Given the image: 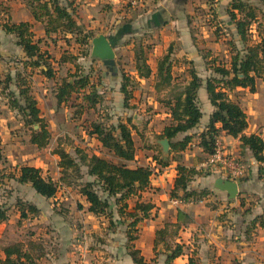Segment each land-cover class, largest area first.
Listing matches in <instances>:
<instances>
[{"label": "crops", "instance_id": "obj_1", "mask_svg": "<svg viewBox=\"0 0 264 264\" xmlns=\"http://www.w3.org/2000/svg\"><path fill=\"white\" fill-rule=\"evenodd\" d=\"M29 1L0 0V147L1 145L14 147L15 138L13 140L9 138L15 128L23 125L17 111L12 110L8 104L6 95L8 91H4L5 79L10 76L12 78L10 90L18 93L16 76L22 74L29 78L31 93L37 100L41 116L47 121L50 131L60 128L66 132L65 136L67 134L71 136L72 134L66 128L74 123V129L82 130L80 141L75 139L74 142L84 143L87 148L82 149L89 156L98 155L117 164L126 163L132 168L139 166L152 168L155 163L159 164L155 160L158 152L147 147L149 137L148 134H143V129L148 126L150 133L160 134L164 127L171 123L169 109L162 102V99L168 95L169 89L158 93L155 90V83L157 61L169 47L173 46L175 53L173 72L176 81L183 84L189 82L191 68H194L203 79L198 91V105L202 118L199 125L188 132L194 135V138L192 145L183 152L182 164L187 167H196L201 172L200 176L193 178L190 188L208 189L209 194L202 201L175 204L171 197V190L177 175V162H172L166 167L159 164L162 169L157 174H152L150 187L141 193V200L151 202L154 208L145 218L141 213L139 214L142 220L137 225L138 237L133 242H129L126 236L129 220L118 215L116 204H112L113 218L107 217L105 221L108 225L104 226L105 216H94L90 213L89 204L76 190L79 203L82 204L78 206V211H82L90 220H94L93 228H96L100 237H43L33 232L30 233L32 237H9L11 241L9 244L0 245V264H5L4 246L18 242L27 243L30 240L38 241L44 246L45 253L36 264H136L129 254L130 245L139 250L148 263L165 264L171 250H167L163 245L156 248L155 232L166 223L175 221L178 209L191 215L193 221L183 226L178 236L170 239L171 246L174 247L179 243L184 249L183 254L172 264H264V226L262 227L260 223L264 220V162L259 163L250 149L242 146L240 138H234L225 131L220 132L217 138L218 144L226 153L237 157L246 168L245 176L237 182L240 185L239 194L231 199L226 191L216 187V183L228 177L220 167L206 166L207 155L199 146V135L207 130L215 110L206 89V80L213 75V72L206 64L201 49L209 48L212 54L216 47L220 46V50L224 53H230L228 49L230 41H234L238 48H244V43L237 35L236 25L228 14V9L234 0H138V6L131 5V0H59L61 6L74 14L83 32L94 35L88 45L92 44L94 37L104 34L110 41L114 39L113 47L116 53V47L120 46L121 39L125 35L137 32L149 33L154 54L158 58L155 62L148 60L153 71L150 78H140L137 75L134 58L126 63L122 60L123 64L116 58L115 70L110 71L100 59L93 58L91 54L90 56L80 54L79 51L83 47L78 45L77 37L73 34L46 35L43 23L34 19ZM249 1L263 7L257 0ZM134 16L138 19L124 23ZM260 17L261 14H259ZM5 19H9L10 23L32 24L35 40L40 41L42 50L51 57L49 62L55 67L54 77L45 76L41 68L38 70L25 65L29 59L18 44L17 36L4 30L2 24ZM198 21L201 23L198 24ZM204 29H207L205 32L210 35L207 38L201 37L205 33ZM110 32H112L111 35H109ZM251 32L253 40L259 41L257 24H253ZM216 34L222 35L217 38ZM144 49L146 50L145 47ZM65 52L78 57L74 62H61ZM123 67L130 69L124 72L128 71L135 81L134 97L129 101V107H126L124 94L121 92V68ZM42 70H46V67L43 66ZM70 73L89 75L91 84L102 98L97 108L108 106L109 125H117L133 116L132 124L139 138L136 141L133 132V139L135 146H138V141L140 146L133 161L124 162L105 149L95 136L88 134L91 126L83 127L82 123L70 121V114H76L79 119H83L89 111L96 110V108L88 110L87 106L81 107L83 93L74 94L70 100L71 104L69 102L68 105L58 107L56 85L61 78ZM228 94L230 99L240 103L247 115L248 127L245 134H256L264 140V74L256 78L255 90L237 87ZM99 114L100 111L97 113V118ZM94 121L96 120L93 119ZM217 127H220V124ZM73 139L74 137H68V143H71ZM155 140L153 136H150L151 142ZM61 142L65 141L60 139ZM162 156L171 157V150L168 156L163 153ZM58 160H60L59 156ZM23 165L39 167L31 162ZM260 168L263 170L261 171ZM57 170L60 174L58 163ZM81 172L84 177L80 181L96 179L95 176L87 174L88 167L85 165L81 166ZM14 175H17V172ZM8 179H6L7 183ZM51 179L54 181L53 178ZM212 179H214L213 187L209 185ZM10 181H12V187H10L13 190L12 195L16 197L12 207L17 208L16 203L19 199L33 204L40 210L41 220L38 222H47L49 217L44 218L43 214L46 205L53 207L54 204H50L52 198L38 194L33 188H31V196L25 198L19 191L31 185L21 184L14 177L10 178ZM59 183L63 186L62 193L70 190V185L62 181ZM199 184L201 187H197ZM2 187L9 188V185ZM249 197L253 199V203ZM137 199L138 197H135L132 202L130 201L129 210H133ZM18 216L21 221L20 214ZM39 216L30 215L25 220H37ZM103 227H105L104 230Z\"/></svg>", "mask_w": 264, "mask_h": 264}, {"label": "trees", "instance_id": "obj_2", "mask_svg": "<svg viewBox=\"0 0 264 264\" xmlns=\"http://www.w3.org/2000/svg\"><path fill=\"white\" fill-rule=\"evenodd\" d=\"M257 1L264 7V0ZM29 6L34 19L43 23L46 35L73 34L77 37L76 41L82 45H88L94 36L83 32L82 27L77 24L74 14L61 6L59 0H30ZM263 7L249 0H234L228 9V14L236 25L237 35L244 43V48L240 49L234 41H230L231 59L227 64L212 58L206 62L213 72V75L206 80V89L215 110L211 115L207 130L199 135V146L207 155L205 161L215 152L220 132L225 131L234 138H240L242 146L249 148L259 163L264 162V140L256 134H245L248 127L247 115L240 103L230 99L228 94L237 87H248L252 91L255 90L256 78L264 74ZM259 14H261L260 18ZM8 20L5 19L2 26L7 33L17 36L18 44L29 59L25 65L41 68L45 76L54 77L55 67L49 62L51 57L42 50L40 41L35 40L32 24L29 22L10 23ZM253 24H257L259 37L257 42L252 37ZM113 40L111 43L114 46ZM67 54L64 53L61 62H74L78 57L72 53ZM174 54L173 46H171L157 61L155 83V90L158 93L169 89L168 95L162 99V102L169 109L171 123L164 127L158 138L166 137L170 140L172 156L164 158L160 151V157L155 156V160L164 167L169 166L172 162H177V175L171 190L172 198H178L184 203L198 202L204 200L209 194V190L190 188L193 178L200 176L201 172L196 167H187L182 164V158L183 152L193 143L194 135L188 134V132L196 128L202 118V112L198 105V91L202 86L203 79L194 68H191L189 82L185 84L177 82L173 72ZM210 55L211 53H207L204 58L207 59ZM135 61L137 75L140 78H150L153 71L148 64L147 54L143 47L135 51ZM43 66L46 67V70H42ZM16 77L18 93L10 90L12 78L7 76L5 79L4 91H8L6 93L8 104L21 116L24 126L29 128L30 143L39 149L45 148L51 140L49 125L41 116L37 100L31 93V85L27 76L18 74ZM134 88L133 76L122 72L121 92L124 94L126 107H129V101L134 97ZM55 92L58 107L68 105L73 95L80 93H83L81 107L87 106L88 109H95L102 102L101 96L91 84L89 75L70 73L57 83ZM218 124L220 127H217ZM133 129L134 125L130 119L125 122L121 121L117 125H105L102 122L94 121L88 134L95 136L102 146L116 157L124 162H129L133 161L136 156ZM181 135L182 138H179ZM55 152L60 157L58 166L61 174L60 180L63 183L70 185L73 177L82 180L84 175L81 172V166L88 167L87 174L95 176L96 179L80 181L78 184V193L89 204L88 211L94 216H107L112 219L114 211L110 198L113 197L118 215L129 220L126 236L129 242H133L138 237L137 225L142 220L139 214L141 213L145 218L154 208L151 202L141 200V193L151 185V168L149 166L132 168L126 163L117 164L98 155L89 156L82 149L77 150V157L61 147L57 148ZM260 170L262 171L263 168ZM13 177L21 184H30L38 194L46 198H55L61 184L45 177L40 167L30 165L18 168L17 175H13ZM180 193L182 194L180 195ZM135 197L138 199L131 211L129 203ZM16 204L21 221L28 219L30 215L36 217L40 214V210L33 204L20 199ZM6 220H8V214L5 209L0 207V222ZM192 221L191 215L178 209L175 221L168 222L156 230V248L163 245L167 250H171L165 264H172L177 257L183 254V245L177 243L173 247L170 244V239L178 236L182 227ZM260 223L263 227L264 220H261ZM3 250L6 254L5 264H36L37 260L45 253L43 244L34 240L4 246ZM129 254L136 264H150L133 245L129 247Z\"/></svg>", "mask_w": 264, "mask_h": 264}, {"label": "rangeland", "instance_id": "obj_3", "mask_svg": "<svg viewBox=\"0 0 264 264\" xmlns=\"http://www.w3.org/2000/svg\"><path fill=\"white\" fill-rule=\"evenodd\" d=\"M135 19H138V17L134 16V18L130 20H126L124 23L134 21ZM199 23L201 22L198 21V24ZM203 31L205 32L207 31V29H204ZM111 33L112 32H110L109 35H111ZM217 33H219V31H217ZM221 35L222 34H216V37L218 38ZM150 36L151 35L147 32H142V33L137 32V33L125 35L121 39L122 41L120 46L116 47V54H117L116 58L120 61L121 64H123L122 60H124L125 61L124 63H126L134 58L135 61V51L140 47H143V49L145 47L146 50L144 49V51L147 54L148 60L150 59L155 62L158 58H156L154 54V49L152 48L153 44H151ZM208 36L210 35L207 32L201 35V37H206V38ZM77 43L78 45H80L81 48L83 47L82 48L83 50L80 49L79 53L82 55L87 54L85 56L88 55L90 56L93 45L92 44L82 45L80 42ZM168 49L166 50V52L168 51ZM228 49L230 51L229 45H228ZM201 51L203 55L210 53L209 48H202ZM211 58L216 59V61L218 62L221 61L222 63L227 64L230 61L229 59L231 58V52L224 53V51L220 50V46H218L216 47V50H214L213 53L206 59V62H209ZM37 69L39 70V68ZM121 69L122 72L126 70H130L128 67H123ZM127 73L129 72L127 71ZM107 107H108L107 105L101 106L100 108L96 107V110H94L93 112L89 111V113H87L84 116L83 118L84 120L79 119V117L76 114H70L69 118L70 121H77V123H82L83 127L91 126L92 123H90V121L93 122V119H95L98 122H102L105 125H109L110 114L107 110ZM99 111L100 114L97 118V113H99ZM132 119L133 116H131L130 120L132 121ZM20 120L22 121L21 116H20ZM54 123L56 124L57 122ZM66 129L69 130L70 134H72L71 136H69L68 134L65 136L64 135V133L66 134L65 131H62V129L60 128L59 129L55 128L54 130L51 131V140L48 146L39 149L35 145L30 143V138H31L30 130L23 124L20 128H15L12 131V135L9 138V140H13L15 138L16 144L14 147L1 145L0 147V207L6 210L7 214L9 215V219L6 222L0 223V245L9 244L11 242L9 237H20V238L32 237V235L30 234L31 232L35 233L37 236L41 235L43 237H100L99 233L96 231V228H93L94 220L92 218H91L92 220H90V218H88V215H84L82 211H78V206L82 205L79 203V199L76 194V190H78V184L80 183V180L73 177L70 182L71 183L70 190L62 193L63 186L59 183L61 182L60 180L61 174H59L57 170V163L59 162V160H58V155L55 152L56 149L59 147L65 148L68 152H70L73 156L76 157L78 149H82L84 147L87 148L84 145V143L74 142L76 140L80 141L82 137L81 129H74V123H72L70 127L69 128L67 127ZM134 130L135 128L133 129L132 133L134 132V136L137 141L139 138ZM152 131L154 132V129ZM150 132L151 131L148 126H146L143 129V134L144 135L148 134L147 136L149 137L148 138L149 140L147 141L148 142L147 147L159 152L156 154V156L160 157L161 147L156 142V140L161 139L158 138V136H160L162 133L155 134L156 133L155 132L152 134ZM140 136L142 137V134ZM150 136L151 137L153 136L156 140L154 142H151ZM68 137L69 138L74 137V139L71 142L72 144L68 143L67 141ZM179 138H182V135L179 136ZM60 139H63V141L65 142L60 143ZM137 144L138 146H136V152L137 149L140 148L139 141L137 142ZM105 154L106 156H108L107 152H105ZM29 162L41 167L43 171V175L45 177H48L50 179L53 178L55 182H58L60 184V189L58 190L56 197L52 198L51 200L52 203H50V204H54L53 207L51 208L50 205L45 206L43 217L44 218L49 217L47 222H43V223L38 222L39 220H41L40 216L38 217L39 219L37 220L32 219V220L19 221V216H18L19 213L17 212V208L12 207L13 203H15L16 201V197L12 195L13 190L10 188L12 187V181H10V178H12L14 173L18 171V168H20V166ZM6 179L9 180L8 183L6 182ZM213 180L214 179H212V181L209 183L211 187L214 186ZM4 185L5 186L9 185V188H3L2 186ZM197 187H201V184L197 185ZM31 188H32L31 186H25L24 188H21L19 191L21 192V196L25 198L28 196L30 197L32 193ZM102 195L105 196L104 194ZM249 199L252 198L249 197ZM110 200L112 204H116L115 199L113 197H111ZM9 203H11L10 206ZM251 203H253V199L251 200ZM106 218L107 216L103 220L107 221ZM106 221L104 222L105 223L104 226L108 225V222ZM99 224L100 222L98 223V225ZM104 228L105 227H103L102 229L104 230Z\"/></svg>", "mask_w": 264, "mask_h": 264}, {"label": "water", "instance_id": "obj_4", "mask_svg": "<svg viewBox=\"0 0 264 264\" xmlns=\"http://www.w3.org/2000/svg\"><path fill=\"white\" fill-rule=\"evenodd\" d=\"M92 45L91 56L100 59L110 71H114L116 67V53L109 38L104 34H100L93 38ZM156 142L160 145L163 155L168 156L171 150L170 140L164 137L157 139ZM216 187L219 190L226 191L231 199L238 196L240 189V185L231 179L216 183Z\"/></svg>", "mask_w": 264, "mask_h": 264}, {"label": "built area", "instance_id": "obj_5", "mask_svg": "<svg viewBox=\"0 0 264 264\" xmlns=\"http://www.w3.org/2000/svg\"><path fill=\"white\" fill-rule=\"evenodd\" d=\"M130 3L133 6H138V0H131ZM216 145V150L211 156L208 157L206 166L220 167L223 169L228 179L239 182L246 174V168L244 164L237 157L226 153L218 144V142ZM160 169H162V166L155 163L151 168L152 174H157ZM173 202L175 204H179L182 203V200L173 198Z\"/></svg>", "mask_w": 264, "mask_h": 264}]
</instances>
